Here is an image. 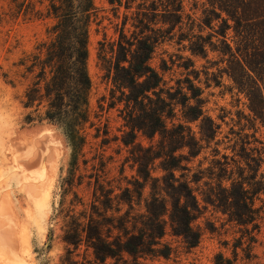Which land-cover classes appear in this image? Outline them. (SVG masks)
<instances>
[{
	"label": "trees",
	"instance_id": "trees-1",
	"mask_svg": "<svg viewBox=\"0 0 264 264\" xmlns=\"http://www.w3.org/2000/svg\"><path fill=\"white\" fill-rule=\"evenodd\" d=\"M46 1L45 16L52 19L46 39L20 59L24 71L31 75L23 105L34 107V111L42 106L39 119L54 123L61 130L70 148L61 195L71 192L77 196L72 188L78 184L76 174L90 121L89 35L98 8L94 0ZM136 1L107 0L115 8H135L129 35L124 32L127 18L120 30L112 66L113 83L124 95L122 110L128 131L123 144H133L137 132L150 139L159 136L151 160L159 159L164 172L154 179L161 181L164 194L151 191L145 212L139 215L125 211L106 216L104 212L110 208L108 195L105 200H92L90 209L65 211L62 240L66 247L60 264H131L129 258L143 253L167 257L170 247H160L167 225L188 246H196L199 232L193 222L199 217L201 206L192 184L203 178L208 193L202 200L239 226L254 224L261 208L255 206V201L263 195L264 203V0H204L197 17L193 16L195 11H185L184 0H139L133 6ZM177 27L182 30L177 42L187 41L184 47L191 54L206 57L208 50L216 51L226 62L225 73L247 98L249 112L243 115L245 123H239V130L251 129L249 137L253 140L241 138L232 165L223 155L224 161L212 159L200 174L192 176H188L185 171L190 169L182 163L196 157L203 142L215 138L220 124L205 114L202 89L192 79L186 77L178 80L176 87H166L162 74L150 64L156 47L173 38ZM189 62L184 68L193 65L190 59ZM177 106L185 122L200 121L199 137L182 123L167 126L166 119L174 116ZM25 119L32 121L31 113ZM184 148L185 155L179 152ZM134 161L138 162L137 172L142 178L139 187H143L152 178L148 161ZM132 196L125 198L129 206ZM78 202L84 204L82 199ZM59 210L63 212L64 208ZM103 219L111 220L116 233L111 228L104 231ZM81 246L84 252L80 259L77 251ZM216 258L215 264H231L221 255Z\"/></svg>",
	"mask_w": 264,
	"mask_h": 264
},
{
	"label": "rangeland",
	"instance_id": "rangeland-1",
	"mask_svg": "<svg viewBox=\"0 0 264 264\" xmlns=\"http://www.w3.org/2000/svg\"><path fill=\"white\" fill-rule=\"evenodd\" d=\"M203 1L184 0L185 11H195L193 16H199ZM94 2L98 14L89 35L90 121L85 128L86 141L76 174L78 184L72 188L77 196L69 192L63 197L61 186L68 174L70 148L57 125L39 119L42 106L34 111V107L23 105L31 75L24 71L20 59L46 39V29L52 23L45 16L47 1L0 0V264H60L66 247L62 240L65 211L90 209L92 200H105L108 195L110 208L104 212L106 216H118L125 211L139 215L145 212L151 191L164 194L161 181H154L164 172L159 159L151 160L159 136L150 139L137 132L133 144L126 146L122 142L128 131L122 110L124 95L113 83L112 66L120 30L127 18L124 32L129 35L135 8H115L107 0ZM181 31L177 27L173 38L156 47L150 64L162 74L166 87H176V82L186 77L192 79L202 89L205 114L220 124L215 138L203 142L201 152L182 163L190 169L185 171L188 176H192L200 174L212 159L224 161L223 155L232 165L241 138L253 140L249 137L251 129L239 130V123H245L243 115L249 112L247 98L225 73L226 62L216 51L208 50L206 57L191 54L184 47L187 41L177 42ZM189 59L193 65L184 68ZM28 113L33 117L30 122L25 119ZM166 123L168 127L182 123L200 136V121L185 122L179 106ZM257 136L263 139L259 133ZM179 152L187 154L185 148ZM134 159L148 161L152 178L143 187H139L142 178ZM204 180L192 184L201 206V213L193 222L199 232L197 245L188 246L167 225L160 247H170V254H138L129 258L131 264H215L217 255L230 259L231 264H264L263 195L255 201V206L261 208L254 224L239 226L202 200L208 193ZM129 194H133L131 206L125 202ZM60 208H64L63 212ZM102 222L104 231L111 228V220ZM111 231L116 233L113 228ZM83 252L81 246L78 258Z\"/></svg>",
	"mask_w": 264,
	"mask_h": 264
}]
</instances>
